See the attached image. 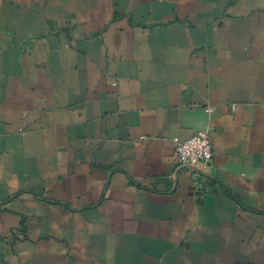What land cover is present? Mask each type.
I'll return each instance as SVG.
<instances>
[{
	"label": "crops",
	"instance_id": "0c3cea01",
	"mask_svg": "<svg viewBox=\"0 0 264 264\" xmlns=\"http://www.w3.org/2000/svg\"><path fill=\"white\" fill-rule=\"evenodd\" d=\"M0 264H264V0H0Z\"/></svg>",
	"mask_w": 264,
	"mask_h": 264
},
{
	"label": "built area",
	"instance_id": "2783aa9c",
	"mask_svg": "<svg viewBox=\"0 0 264 264\" xmlns=\"http://www.w3.org/2000/svg\"><path fill=\"white\" fill-rule=\"evenodd\" d=\"M211 112V108L207 109ZM174 155L177 165L190 174L192 188L208 176L207 171L212 161V143L206 131H200L185 140L174 139ZM207 190V189H205Z\"/></svg>",
	"mask_w": 264,
	"mask_h": 264
}]
</instances>
